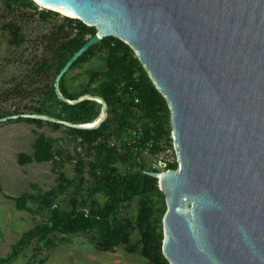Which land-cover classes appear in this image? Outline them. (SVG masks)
Segmentation results:
<instances>
[{"label": "water", "instance_id": "1", "mask_svg": "<svg viewBox=\"0 0 264 264\" xmlns=\"http://www.w3.org/2000/svg\"><path fill=\"white\" fill-rule=\"evenodd\" d=\"M35 1L52 10L67 7L97 27L58 72L55 91L68 104L96 100L102 112L91 124L31 112L0 122L23 117L99 127L107 101L90 93L71 100L60 81L96 43L123 40L171 113L178 166L142 172L143 182L146 175L158 178L165 194V258L170 264H264V0Z\"/></svg>", "mask_w": 264, "mask_h": 264}, {"label": "trees", "instance_id": "2", "mask_svg": "<svg viewBox=\"0 0 264 264\" xmlns=\"http://www.w3.org/2000/svg\"><path fill=\"white\" fill-rule=\"evenodd\" d=\"M2 1L5 10L15 14V20H8L6 24L12 45L19 46L26 41L21 22L28 10H34L42 19L58 18L61 22L39 35L41 54L32 59L34 64L29 67L23 82L13 87L18 94L31 91L28 93L35 99V104L29 107V111L75 123H92L98 119L102 112L100 102L86 98L76 104H68L59 99L55 91L58 72L71 55L96 33L97 27L80 18L40 6L35 0ZM98 56L104 60L105 68L79 72L78 75L88 79L81 89L72 90L70 74ZM60 87L71 100L87 93L102 96L109 106L108 116L99 127L90 129L72 128L35 118L14 119L37 125L48 124L54 129L65 128L74 136L81 150L77 157L68 155V159L77 158L75 169L79 181L69 195L67 189L71 182L62 173L58 186L14 198L17 208L29 210L42 220H37L12 245L7 256H0V264L11 260L31 243L35 244V254L43 253L33 264L43 263L55 246V235L65 237L79 233L89 234L95 248L100 251H111L124 245L131 252L138 249L151 264H170L162 251L163 216L167 209L165 194L159 187L158 178L146 175L144 182L142 179V172L150 170L145 151L154 154L163 145L173 146L167 99L156 88L134 49L114 36L96 43L76 60L61 78ZM20 113L24 112H6L0 114V118ZM113 137L122 139L123 151L110 145ZM125 138L130 143L125 142ZM33 147V154L20 153L21 164L33 161L58 163L55 156L63 158L64 151L57 148L55 139L45 133L37 136ZM177 166L176 162L171 168ZM86 169L92 181L85 190ZM135 200L136 213L130 216L129 210ZM135 231L138 238L133 242Z\"/></svg>", "mask_w": 264, "mask_h": 264}, {"label": "rangeland", "instance_id": "3", "mask_svg": "<svg viewBox=\"0 0 264 264\" xmlns=\"http://www.w3.org/2000/svg\"><path fill=\"white\" fill-rule=\"evenodd\" d=\"M42 6L41 4H39ZM15 14L5 10L0 0V114L15 110L28 113L34 105L33 96L28 93L18 94L13 91L16 84L23 82L29 67L34 64L33 58L41 54L39 35L47 32L52 26L61 23L58 18L42 19L34 10H28L27 16L21 22L25 34V42L19 46L10 44V33L6 29L8 20ZM15 20V19H14ZM105 62L101 57H95L74 70L69 76L70 88L81 89L87 81V76L78 75L86 69H104ZM0 122V256H7L23 234L30 230L41 217L29 210L17 208L15 197L23 193L45 192L58 186L63 173L71 182L68 194L74 192L79 181L75 162L68 155L77 157L79 141L69 134L65 128L54 129L48 124L37 125L26 121ZM40 133H45L55 139V145L64 151L61 162L33 161L26 164L19 162L20 153L33 154V143ZM147 162L151 156L145 155ZM84 188L90 186L91 178L88 170L84 173ZM36 186V187H35ZM62 197V196H61ZM60 197V198H61ZM63 198V197H62ZM60 199L63 201V199ZM31 206V203L29 202ZM136 213V200L131 204L130 216ZM138 238V232L133 234V242ZM31 243L24 247L11 260L2 264H33L35 259L43 254L34 253ZM39 264H151L139 250L131 252L124 245H119L111 251H100L95 248L89 234H70L65 237L55 235V246L43 263Z\"/></svg>", "mask_w": 264, "mask_h": 264}, {"label": "built area", "instance_id": "4", "mask_svg": "<svg viewBox=\"0 0 264 264\" xmlns=\"http://www.w3.org/2000/svg\"><path fill=\"white\" fill-rule=\"evenodd\" d=\"M136 101H139L138 98H136ZM125 142L128 141V139H124ZM128 143H130V141H128ZM110 145L112 147H116L119 151H123L124 150V142H122V139L117 138V137H113L110 140ZM81 150V146L79 147V151ZM150 155V161H148V167L150 170L152 171H166L171 168V165L174 163H178V158H177V154L176 151L174 149L173 146H166L163 145V148L154 153V154H149L148 150L145 151V155ZM56 160L58 162H60V160H62V158L59 155L55 156ZM73 162H77V158L73 159Z\"/></svg>", "mask_w": 264, "mask_h": 264}, {"label": "bare ground", "instance_id": "5", "mask_svg": "<svg viewBox=\"0 0 264 264\" xmlns=\"http://www.w3.org/2000/svg\"><path fill=\"white\" fill-rule=\"evenodd\" d=\"M39 4H41L43 7H51V6H47L45 4H42L40 2H39ZM52 8L55 9V10H57L58 12H60L62 14L68 15V16L80 17L76 12L72 11L71 9H69L67 7H59V8L58 7H52ZM86 21L93 24V22H90L88 20H86ZM87 124H91V123H87Z\"/></svg>", "mask_w": 264, "mask_h": 264}]
</instances>
